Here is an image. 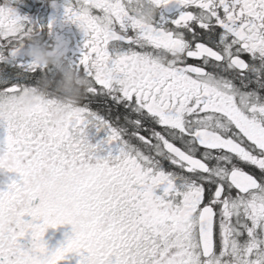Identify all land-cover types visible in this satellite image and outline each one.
<instances>
[{
  "label": "snow or ice",
  "instance_id": "1",
  "mask_svg": "<svg viewBox=\"0 0 264 264\" xmlns=\"http://www.w3.org/2000/svg\"><path fill=\"white\" fill-rule=\"evenodd\" d=\"M19 2L0 0V92L41 78L26 32L63 49L86 87L57 122L42 104L0 118V264H264V0H62L71 56L54 20ZM89 125L112 146L103 157ZM65 224L49 252L46 230Z\"/></svg>",
  "mask_w": 264,
  "mask_h": 264
},
{
  "label": "clouds",
  "instance_id": "2",
  "mask_svg": "<svg viewBox=\"0 0 264 264\" xmlns=\"http://www.w3.org/2000/svg\"><path fill=\"white\" fill-rule=\"evenodd\" d=\"M25 58L41 69V78L36 85L21 89L18 92H0V118L12 125L21 123V116L42 104L52 122L61 120L80 99L86 87L85 78L71 68L64 59V51L57 47H46L36 32H26L23 36ZM51 69L49 75L45 70ZM96 185L116 195L117 190L110 188L106 175L96 174L93 177ZM11 218L5 215L0 221V228L7 230Z\"/></svg>",
  "mask_w": 264,
  "mask_h": 264
},
{
  "label": "flooded vegetation",
  "instance_id": "3",
  "mask_svg": "<svg viewBox=\"0 0 264 264\" xmlns=\"http://www.w3.org/2000/svg\"><path fill=\"white\" fill-rule=\"evenodd\" d=\"M62 0H56L57 8L53 10L50 7V0H20L19 4L16 6L18 14L21 16H27L29 19L38 21L41 24H47L49 19L54 20L53 24V33L60 37L62 40L68 42L69 48V56H71V52L75 50L77 44L79 43V35L74 26L63 24L61 22V10L59 8V4ZM92 109L94 111L99 112L101 115L109 117L110 119H115L114 114L110 115L106 110L105 106L102 105H93ZM27 114V113H26ZM86 136L88 143L90 145H98L99 150L97 155L103 157L107 154L109 148L112 146L106 145L102 143L106 139L104 131H97L94 127L89 125L86 129ZM28 219V218H26ZM71 226L68 224L58 226L60 228ZM49 229L46 230L45 235L43 237L44 241L47 245V250L49 252L54 251L57 247L63 246L66 243V238L62 236V233L55 237V240L48 235ZM63 232V231H62ZM29 237L26 235L25 238L20 240L19 242L25 247H30ZM61 264H79V256L75 253L69 254Z\"/></svg>",
  "mask_w": 264,
  "mask_h": 264
},
{
  "label": "rangeland",
  "instance_id": "4",
  "mask_svg": "<svg viewBox=\"0 0 264 264\" xmlns=\"http://www.w3.org/2000/svg\"><path fill=\"white\" fill-rule=\"evenodd\" d=\"M62 230L65 231V235L69 238L72 235V228L71 226H67L65 228H63ZM61 228H55V229H51L50 230V235H52V237H55L57 235L60 234Z\"/></svg>",
  "mask_w": 264,
  "mask_h": 264
}]
</instances>
